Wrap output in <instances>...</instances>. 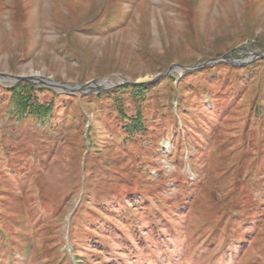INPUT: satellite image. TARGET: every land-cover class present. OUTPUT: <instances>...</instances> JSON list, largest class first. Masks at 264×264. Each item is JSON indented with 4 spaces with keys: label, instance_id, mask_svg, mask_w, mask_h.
<instances>
[{
    "label": "rangeland",
    "instance_id": "obj_1",
    "mask_svg": "<svg viewBox=\"0 0 264 264\" xmlns=\"http://www.w3.org/2000/svg\"><path fill=\"white\" fill-rule=\"evenodd\" d=\"M258 54L264 0H0L1 73L98 83L0 77V264H264Z\"/></svg>",
    "mask_w": 264,
    "mask_h": 264
},
{
    "label": "trees",
    "instance_id": "obj_2",
    "mask_svg": "<svg viewBox=\"0 0 264 264\" xmlns=\"http://www.w3.org/2000/svg\"><path fill=\"white\" fill-rule=\"evenodd\" d=\"M34 88L28 83V82H19L12 86L11 92L12 96L15 99L17 111L20 114H24L26 111L30 113H42L41 110H39L40 107H43V105L39 104L38 102L33 101V92ZM32 96V97H31ZM47 108H50L49 106H45ZM131 123L128 125L127 132L130 133L134 129L135 130H141L142 129V123L136 118H130Z\"/></svg>",
    "mask_w": 264,
    "mask_h": 264
},
{
    "label": "water",
    "instance_id": "obj_3",
    "mask_svg": "<svg viewBox=\"0 0 264 264\" xmlns=\"http://www.w3.org/2000/svg\"><path fill=\"white\" fill-rule=\"evenodd\" d=\"M259 58H263L264 59V54H258L256 55ZM230 60V57L227 56H222L220 59L218 60ZM0 77L5 79V80H11V81H15V80H26L29 81L31 83H43L46 84L48 86L54 87L56 89L59 90H64V91H68V92H84L85 90H91L93 88L98 87V83L97 81H90L84 85L81 86H77V87H72L66 83L63 82H58L53 80L50 77H45V76H39V75H33V76H12L10 74H5V73H1L0 72ZM105 82H107L105 80ZM100 89H105V88H100Z\"/></svg>",
    "mask_w": 264,
    "mask_h": 264
},
{
    "label": "bare ground",
    "instance_id": "obj_4",
    "mask_svg": "<svg viewBox=\"0 0 264 264\" xmlns=\"http://www.w3.org/2000/svg\"><path fill=\"white\" fill-rule=\"evenodd\" d=\"M35 75H40V74H35ZM104 83H106V82L104 81Z\"/></svg>",
    "mask_w": 264,
    "mask_h": 264
}]
</instances>
